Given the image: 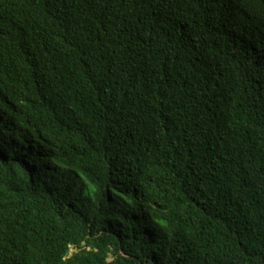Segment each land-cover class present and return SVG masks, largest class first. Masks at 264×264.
Returning <instances> with one entry per match:
<instances>
[{
  "label": "trees",
  "instance_id": "obj_1",
  "mask_svg": "<svg viewBox=\"0 0 264 264\" xmlns=\"http://www.w3.org/2000/svg\"><path fill=\"white\" fill-rule=\"evenodd\" d=\"M0 264H264V0H0Z\"/></svg>",
  "mask_w": 264,
  "mask_h": 264
},
{
  "label": "rangeland",
  "instance_id": "obj_2",
  "mask_svg": "<svg viewBox=\"0 0 264 264\" xmlns=\"http://www.w3.org/2000/svg\"><path fill=\"white\" fill-rule=\"evenodd\" d=\"M74 252H75V250H74V249H72L71 253H74Z\"/></svg>",
  "mask_w": 264,
  "mask_h": 264
}]
</instances>
